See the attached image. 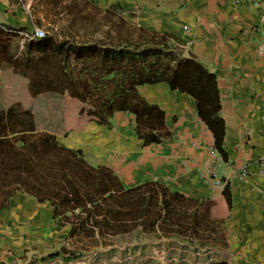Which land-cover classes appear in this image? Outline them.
<instances>
[{"label":"crops","instance_id":"0c3cea01","mask_svg":"<svg viewBox=\"0 0 264 264\" xmlns=\"http://www.w3.org/2000/svg\"><path fill=\"white\" fill-rule=\"evenodd\" d=\"M34 26L58 40L104 46H123L143 32L165 35L216 74L227 158L196 100L162 82L151 97L143 94L165 112L160 142L138 137L130 111L115 112L110 125L52 132L89 165L111 169L125 190L137 189L104 194L81 230L71 211L15 192L0 207V261L12 264L37 244L39 261L52 264H264V176L257 165L264 157V0H0V110L30 96L28 79L16 72L27 70L18 63L31 55L23 32ZM247 162L251 174L242 178ZM213 166L218 178L210 181ZM71 243L85 256L68 257Z\"/></svg>","mask_w":264,"mask_h":264},{"label":"trees","instance_id":"16d2710c","mask_svg":"<svg viewBox=\"0 0 264 264\" xmlns=\"http://www.w3.org/2000/svg\"><path fill=\"white\" fill-rule=\"evenodd\" d=\"M155 37L143 32L140 39H130L123 46H104L58 40L48 33L29 41L31 55L18 63V68L27 70L16 74L28 79L31 96L42 92L64 96L67 131L81 130L91 122L110 125L115 112L130 111L136 116V133L145 144L161 141L159 130L166 128L165 112L150 103L139 88L165 82L196 100L199 116L213 133L216 150L227 158L226 120L220 113L216 74L195 58L183 56L165 35L158 40ZM24 104L19 100L0 110V191L7 189L1 208L15 192H27L39 202L50 201L56 212L71 211L72 222L81 230L89 222L91 210L97 213L102 208L98 200L104 194L137 189L125 190L111 169L89 165L80 151L60 144L56 134L37 131L34 113ZM206 106L213 108V125L203 114ZM223 194L229 201L227 186Z\"/></svg>","mask_w":264,"mask_h":264},{"label":"rangeland","instance_id":"374dc122","mask_svg":"<svg viewBox=\"0 0 264 264\" xmlns=\"http://www.w3.org/2000/svg\"><path fill=\"white\" fill-rule=\"evenodd\" d=\"M56 31V30H55ZM55 35V34H52ZM19 85V83H18ZM160 86L162 83H156V84H145L140 86V91L142 94L149 95L151 97L152 95V90L155 86ZM29 98L27 101V107H30V109L34 113V117L37 123V131H49V132H54L57 135H67L70 131H75V130H70L67 131V126L65 122V100L64 96L60 93L56 92H42L37 94L36 96H27ZM3 233H0V237H2ZM2 243H8L12 246L11 240H5L1 238ZM72 246H74L71 243ZM4 247V246H3ZM38 245L35 244L33 245V251L31 252V249H28L26 251L30 252L24 255L19 256L17 259H13L11 261L12 264H52L49 262H42L39 261L40 259V254L38 252ZM11 251V250H10ZM13 251V250H12ZM64 252L68 253V257L73 256V258L78 259L83 255V252L79 251L80 254L78 253V248L74 246L71 248H64ZM20 253V252H18ZM66 256V258H68ZM85 256V255H83ZM26 260H29L26 262ZM81 261H84L82 259ZM54 264V263H53Z\"/></svg>","mask_w":264,"mask_h":264},{"label":"built area","instance_id":"2783aa9c","mask_svg":"<svg viewBox=\"0 0 264 264\" xmlns=\"http://www.w3.org/2000/svg\"><path fill=\"white\" fill-rule=\"evenodd\" d=\"M239 1V0H236ZM254 2H258L259 0H253ZM185 29H189L188 25H184ZM49 32L39 26H34L32 28L26 29L23 34H24V38L27 41H32V40H37V39H41L47 36ZM257 165L259 168V173L261 175L264 176V157H259L258 161H257ZM239 174L242 178H247L250 174H251V163L247 162L245 164H243L240 167V171ZM208 177L210 179V181H215L218 178L217 175V169L215 166H213L212 168H210L208 170Z\"/></svg>","mask_w":264,"mask_h":264},{"label":"flooded vegetation","instance_id":"af4514ba","mask_svg":"<svg viewBox=\"0 0 264 264\" xmlns=\"http://www.w3.org/2000/svg\"><path fill=\"white\" fill-rule=\"evenodd\" d=\"M212 111H213L212 107L207 108V106H206V107H204L203 114L206 118H208L210 120L211 124L213 125V121H211V118L213 117Z\"/></svg>","mask_w":264,"mask_h":264}]
</instances>
